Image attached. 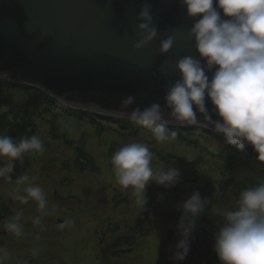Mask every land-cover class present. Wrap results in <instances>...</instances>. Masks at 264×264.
<instances>
[{
  "label": "clouds",
  "instance_id": "1",
  "mask_svg": "<svg viewBox=\"0 0 264 264\" xmlns=\"http://www.w3.org/2000/svg\"><path fill=\"white\" fill-rule=\"evenodd\" d=\"M180 2L188 18L194 21L189 36L195 39L198 58L187 55L177 61L180 79L167 87L163 106L153 102L144 108L132 107L136 97L127 95L121 108H131V120L150 129L159 143L176 139V131L167 127V119H175L181 124L199 125L223 134L226 145L241 154L251 148L256 159L264 162V0ZM138 19L143 21L137 25L140 39L134 44L139 50L154 41L159 32L153 26L149 3L142 6ZM174 43L172 36L162 40L160 53L167 54ZM165 108L168 118L164 116ZM43 149L38 135L18 140L0 135V157L8 158L0 166V178L10 180L14 161ZM111 165L115 183L131 190L142 212L147 210L149 185L155 183L172 189L183 182L180 168L153 167V153L142 142L120 147L112 154ZM32 179L27 174L16 179V185H24V194H19L17 188L15 199L22 203L34 200L44 212L48 204L46 195ZM209 203L207 197L195 191L176 205L181 215L175 242L168 248L176 264H183L190 256L198 218ZM219 214L223 223L213 233L212 244L219 264H264V179L240 188L233 202L219 208ZM22 216L19 211L6 224V230L17 237L23 234ZM33 222L39 224L40 217ZM8 255L6 249L0 248V264Z\"/></svg>",
  "mask_w": 264,
  "mask_h": 264
},
{
  "label": "rangeland",
  "instance_id": "2",
  "mask_svg": "<svg viewBox=\"0 0 264 264\" xmlns=\"http://www.w3.org/2000/svg\"><path fill=\"white\" fill-rule=\"evenodd\" d=\"M34 95V91L27 88L26 85L7 84L0 87V113L7 110V104L15 114H22L23 110L27 109L22 102L35 99ZM47 105L39 106L42 112H37L34 108L37 104H34L32 108V115L36 121L34 135H38L44 145L46 142L50 144L48 155L55 157L56 154L53 150H55V142L58 141L53 140L55 131H52V123L57 124L58 130L62 135H65V144L69 148L61 153L62 157L57 156L58 166L52 164L53 161L48 157L46 162H43L44 156H47L43 152L34 155L41 159V163L36 166L38 170L35 168L34 171L33 168L30 169L32 171L28 170L27 172H29V177L31 175L36 177L37 173L45 171L43 177L34 178L32 182L41 187V183L45 177L47 178L45 181L47 190L43 191L50 203L47 200V209L44 212H41L39 208H32L30 217L39 216L42 219L41 215L43 214L47 218L46 220L57 219V222L53 221L49 224L48 221L47 223L45 221L47 224L45 231L40 232L37 227L32 238H27L25 234L16 236L17 243L23 245V252L25 250L32 251L30 258L24 260L25 257H23L17 264H176L168 251L169 245L175 242L176 232L172 230L177 231L181 215L176 205L195 191H199L202 197H207L209 200L213 197L215 201L213 204H209L205 213L198 218L196 229L193 232L195 241L192 245V252L183 264H219L218 258L212 250L213 233L218 231L215 228L217 224L215 226L208 224L207 221L210 219L204 217L217 215L215 219L219 217L218 220L223 221L219 214V208L233 202L240 188L264 179V162L256 159V154L251 148L241 154L233 147L226 145L223 135L215 136L198 130L178 131V129H169L176 131L177 137L174 141L162 144L154 139L150 129L136 123L132 125L134 121L129 119L121 118L120 120L123 121L113 123L107 119H101V115L91 112L68 107L66 108L70 110H63L53 105L50 108ZM40 113L43 114L39 115ZM82 113L84 116H80ZM90 115L92 116L89 117ZM20 119L22 128H27L26 121L29 118ZM67 140L74 141L77 146L66 143ZM131 142L146 143L153 153V161L157 163L174 162L172 164L174 167H181V161H189L188 164L196 162L195 166L193 164L189 166L191 169L188 178H183V182L175 188L165 189L155 183L149 185L147 188V210L144 212L136 205L131 190L123 189L115 183L112 173V154ZM65 153L73 154L72 158L80 154L84 162L92 166V169L89 170L86 167L83 180L80 175L69 186L70 189L63 188L61 193L67 197L54 196L52 199L50 195H53L51 193L54 186L58 184V186H62V178L66 176L62 173L60 175L58 170V168L63 170L64 165L68 164L63 157ZM19 160L18 165L21 172H18L17 175L21 176L25 174L27 167L22 164L23 159ZM179 162L181 165L178 164ZM153 167H159V165H153ZM204 170L208 173L206 174ZM16 171L17 168H14L13 173ZM67 171L69 170L67 169ZM215 172V178L201 180V177ZM11 192L12 189L9 187L0 188L2 207H7L3 200L8 201L12 197ZM76 195L78 197L75 198L81 199L80 206L75 207L77 211L65 212L67 209L75 208L60 205L57 202L58 199H75L73 196ZM215 195L218 196L214 197ZM115 198L127 200L116 204ZM13 202L11 200L8 205ZM0 213L4 214L5 212L0 209ZM151 216H154L155 219H151ZM36 225L41 226V222ZM135 225H138L137 235L140 242H135L133 251L119 259L116 254H113L112 248L114 245L120 246L122 243L121 241L114 242L113 237L132 236V232H134L132 228ZM204 227L210 230L209 234L203 230ZM123 247L128 250L126 245ZM47 254L51 255V260L44 261L45 256H50ZM35 259L39 260L35 263Z\"/></svg>",
  "mask_w": 264,
  "mask_h": 264
},
{
  "label": "water",
  "instance_id": "3",
  "mask_svg": "<svg viewBox=\"0 0 264 264\" xmlns=\"http://www.w3.org/2000/svg\"><path fill=\"white\" fill-rule=\"evenodd\" d=\"M145 3L159 35L138 50ZM193 23L180 0H0V78L41 90L68 108L131 120V108H121L127 95L136 97L132 107L163 106L167 87L180 79L177 61L198 58L189 36ZM169 36L174 46L161 54L160 42ZM167 125L204 128L175 119ZM57 202L79 206L77 198Z\"/></svg>",
  "mask_w": 264,
  "mask_h": 264
},
{
  "label": "trees",
  "instance_id": "4",
  "mask_svg": "<svg viewBox=\"0 0 264 264\" xmlns=\"http://www.w3.org/2000/svg\"><path fill=\"white\" fill-rule=\"evenodd\" d=\"M7 84L8 85H12V86L13 85L14 86L16 85L14 83L7 82V80H1L0 79V87H3L5 85H7ZM27 88L32 89L34 91V94L37 95V96L34 95L33 97H35V99H33V100L29 99L26 102H22L23 104L26 105L27 109H24L23 110V113L20 114V115L15 114L13 112L12 108L11 107L9 108V106L6 104L7 110L1 111V113H0V117H2V118H0V134L1 135L12 136L14 139H17V140L18 139L25 138V137H31L32 135H34L33 131L35 129L34 126H35V123H36V121H34L35 119H34V117L32 115V108H33L34 104H37V106L34 107L37 110V112H42L41 109H40V107H41L42 104H48L47 107H50V108L52 107L51 105H53L54 107L55 106H58L59 108H62L63 110H70V109L66 108L64 105L58 103L52 97L47 96L41 90H38V89L33 88V87H29V86H27ZM47 111H50V110L47 109ZM83 113L80 116H84ZM42 114L43 113H40L39 115H42ZM47 114L50 117L49 112H47ZM91 116L92 115H90L89 117H91ZM42 117L45 118V119H47V117H45V116H42ZM20 118H29V120L26 121L27 128H22L21 119ZM101 119H107L108 121H111L113 123H117L119 121H123V120H120V118H112V117H108V116H102ZM33 121H34V123H32ZM134 123L135 122H132V125ZM167 127H168V129H178V131L198 130V131H201L203 133L204 132H208V133H210L212 135L219 136L218 134H214L211 131L205 130V129L180 128V127H177V126H167ZM56 128H57V131H56ZM52 131H55L53 133V140H57L58 141V142H55V146H54V149L55 150H53L55 152L56 156L53 157L51 155H48V148H49V145L50 144H47V142L44 145V149H43L42 152L44 154H47V156H44V160L45 161H46V159L48 157L49 160H52L54 162V163L52 162V164H55L56 166H58L57 163H59V161H58L57 156L59 155L60 157H62V154L61 153L63 151H67L68 148H69V146H67L65 144V138H64L65 135H62L61 132L58 130L57 124H53L52 123ZM14 132H16V133L19 134V136L17 138H15L13 136L14 135ZM23 134H25V136H23ZM148 134H150V133H148ZM66 143L72 144V146H77L76 143H74V141H71V140H67ZM76 148H78V147H76ZM35 154L36 153H27L22 158L23 159V161H22L23 163L22 164H25V167H27V170L25 172V174H27V175H29V172H27L28 170L29 171H32L30 169H33L34 168V171H35V168H37V170H38V167H36V166H38L39 163H41V159L40 158H36V156H34ZM72 156H73V154H71V155H69L67 153L63 154V157H64L65 161L67 160L68 164L67 165H64L63 170H62V168H58V170L60 172L62 171V174L67 173V175L68 174L70 175V174H73V173H77L78 172L77 169L79 167L84 168V169L87 167L89 170L92 169V166H89L88 164H86L84 162V160L81 158L80 154L76 155L75 158H72ZM0 161H2V162L6 161L7 162L8 161V158L7 157H0ZM19 161L20 160L18 159V160L14 161V162L19 163ZM60 162H61V159H60ZM187 162H189V161H181L182 165L180 164V162L178 163V164L181 165V167L175 166V167H179L181 169L182 175H183V178L184 179L185 178H188L189 171L191 169L189 166H191L193 164V163L188 164ZM190 162H194V161H190ZM165 163H164L165 166L169 167V166H173L172 164L174 162H165ZM169 163H171V164L169 165ZM164 164L162 162L157 163V162L153 161V165H159V167L162 166V165H164ZM195 165H196V162H194L193 166H195ZM67 169L69 171H67ZM204 171H206V170H204ZM18 172H21L20 171V167L17 168V171L15 172L17 178L19 177L17 175ZM207 173L208 172L206 171V174ZM214 175H216V172L215 173H211L208 176L201 177V180H203L204 178H206L207 180L208 179H211V178H215ZM34 177H35L34 175H31L30 178H33L32 181L34 180ZM39 177H40L39 176V173H37V176L35 178H39ZM7 184H11V183H7ZM22 187H24V185H21V188ZM41 188L43 190H47L46 187H45V185H42V184H41ZM217 196L218 195H215L214 197H217ZM46 199L49 202V199L48 198H46ZM29 200L31 202V205H29V207H31V206H34L35 207L36 204H37V202H35L34 200H31V199H29ZM126 200L127 199H122V198L118 200L117 198H115L116 204H119L120 202H125ZM213 201H215V199L212 197V199H210V203L209 204H213L214 203ZM54 206H55V204H54ZM36 207H38V205ZM30 213H31V210L23 212V216H22L21 221H20L21 224L23 225V234H25L27 236V238H32L33 232H36V226H35L36 223L33 222L34 221V219H32L33 216L30 217V215H29ZM7 216H10V213H8ZM11 216H13V215H11ZM216 216L209 215V217H204V218H209L210 220H208L207 223L210 224V225H212V226H215L217 224L215 226V228H216V230H218V227L223 223V221H221L220 219L218 220L219 217L217 219H215ZM42 219L44 221H46L47 218H45L44 216H42ZM7 223H8V221L6 222V224ZM6 224L2 228V235L0 236V248L6 249L7 252L9 253V255L6 258L3 259L2 264H17L18 262H20L19 260H21L23 257H25V258H23L24 260H27L28 258L31 257L30 254L32 253V251H29V252L26 251V250L24 252L22 251L23 245L17 243V237L15 235L12 236L13 234L10 233V232H8L6 230ZM45 225L47 226L46 223H45ZM132 229L134 231V232H132V236H129V235H118L116 238L113 237L114 238L113 240H115L114 242L121 241V243H122L120 246L119 245H114V247L112 248L113 249V254H116L119 259L124 258V256H126V254H129V253H131L133 251V248L135 247V242H140L139 241V238H138V235H137V233L139 232L138 225H135ZM203 230L206 233H208V231H210L206 227H204ZM115 231H117V230H115ZM172 231L173 232H176V234L174 236V238H175L176 235H177V231H175V230H172ZM4 232H5V234H4ZM195 233L197 234L198 232H195ZM114 242H112V243H114ZM170 243H172V241H170ZM124 245H126L128 247V250H126V248L123 247ZM21 255H23V256H21ZM16 260H18V261L15 263ZM38 260L39 259H35V263Z\"/></svg>",
  "mask_w": 264,
  "mask_h": 264
},
{
  "label": "flooded vegetation",
  "instance_id": "5",
  "mask_svg": "<svg viewBox=\"0 0 264 264\" xmlns=\"http://www.w3.org/2000/svg\"><path fill=\"white\" fill-rule=\"evenodd\" d=\"M1 135V134H0ZM15 138H17L18 136H19V134L18 133H16V132H14V135H13ZM45 160L43 159V162H44ZM8 162V161H7ZM6 161H4V162H2V161H0V166H3V165H5L6 163H7ZM46 162V161H45ZM14 164H15V168H19L20 166L18 165V163H16V162H14ZM72 167V166H71ZM78 172L77 173H73V174H68L67 175V173H65V175L66 176H63V178H62V181H61V184H62V186H58V185H55L54 186V189H53V191H52V193L51 194H53V195H50L51 197H52V199H54V196H59V197H67V195H65V194H62L61 192L63 191V188H69L70 189V187L69 186H71L72 185V183H73V181L77 178V177H79L80 175H81V180H83L84 179V176H83V173H84V168H81V167H79L78 168V170H77ZM44 174H45V171L43 172ZM43 173L41 172V173H39V178H41V177H43ZM59 173L61 174L62 173V171L60 172L59 171ZM64 175V174H63ZM35 178V177H34ZM16 179H17V176H16V173H12V178L10 179V180H6V179H3V178H0V188L2 187V188H6V187H9V188H11L12 189V192L10 193L11 194V198L7 201V200H3V202H5L6 203V205H7V207H2V205H1V203H0V209H1V211H3V212H5L4 214L3 213H0V236L2 235V228H3V226L6 224V222L8 221L9 222V220H11L13 217H14V215H16V213L17 212H19V211H22V212H25V211H29V210H31L32 208H34V209H37L38 207H36L37 206V204H36V206L34 207V206H31V207H29V205H31V202H30V200H28V202L27 203H22L20 200H18V199H15V196H16V194H17V188H20L19 189V194H21V195H23L24 193H23V187L21 188V185H16V183H15V181H16ZM39 180V179H38ZM47 180V178L45 177V180L41 183L42 185H45V181ZM7 183H11V184H7ZM6 185V186H5ZM47 189V188H46ZM69 197H71V196H69ZM75 197H78V195H76V196H73V198H75ZM57 198V197H56ZM126 198H127V195H126ZM79 199V206H80V201H81V199L80 198H78ZM128 199V198H127ZM11 200L12 201H14L13 203H11L10 205H8L10 202H11ZM8 202V203H7ZM58 206V205H57ZM58 208H59V206H58ZM78 208V207H77ZM77 208H75V209H71V210H65V212H67V213H72V212H76L77 211ZM38 212H40L39 210H38ZM8 213H10V216H7L8 215ZM42 214V213H41ZM11 215H13V216H11ZM30 215V214H29ZM43 216V214L41 215V217ZM35 218V216H33L32 217V219H34ZM47 221H48V223L49 224H51L50 223V220H46V223H47ZM53 221H55V222H57V219H53ZM40 222H41V226H39V225H36V228L38 227V229H39V231L40 232H43V231H45V228L47 227L46 225H45V221H43V219H41L40 218ZM54 222V223H55ZM42 223H43V225H42ZM48 226H50V225H48ZM50 228V227H49ZM118 231V230H117ZM6 232V231H5ZM5 232H4V234H5ZM12 236H14V234L12 235ZM44 259V261H45V258H43ZM46 260H51V255L50 256H48L47 257V259Z\"/></svg>",
  "mask_w": 264,
  "mask_h": 264
},
{
  "label": "bare ground",
  "instance_id": "6",
  "mask_svg": "<svg viewBox=\"0 0 264 264\" xmlns=\"http://www.w3.org/2000/svg\"><path fill=\"white\" fill-rule=\"evenodd\" d=\"M167 126H171V125H167ZM177 127H179V126H177ZM180 128H196V129H205V128H199V127H191V126H182V127H180ZM205 130H207V129H205Z\"/></svg>",
  "mask_w": 264,
  "mask_h": 264
}]
</instances>
